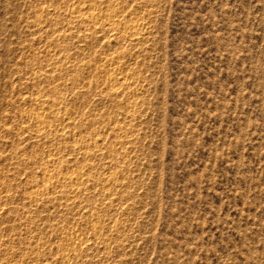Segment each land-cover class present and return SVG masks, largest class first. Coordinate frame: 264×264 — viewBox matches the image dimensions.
Wrapping results in <instances>:
<instances>
[{
    "label": "rangeland",
    "instance_id": "1",
    "mask_svg": "<svg viewBox=\"0 0 264 264\" xmlns=\"http://www.w3.org/2000/svg\"><path fill=\"white\" fill-rule=\"evenodd\" d=\"M0 264H264V0H0Z\"/></svg>",
    "mask_w": 264,
    "mask_h": 264
},
{
    "label": "bare ground",
    "instance_id": "2",
    "mask_svg": "<svg viewBox=\"0 0 264 264\" xmlns=\"http://www.w3.org/2000/svg\"><path fill=\"white\" fill-rule=\"evenodd\" d=\"M78 12H80L79 10H78ZM95 21H97V19L96 20H94L93 22L96 24V22ZM108 27H110L109 26V23H108ZM117 77L116 76H112L111 78H110V80L112 81V82H114V83H116L117 82ZM35 121H37L38 123H42L43 121H42V119H40V118H37ZM72 177V176H71ZM73 178V177H72ZM72 178H70V180L72 179ZM74 180H75V178H73ZM71 181H73V180H71Z\"/></svg>",
    "mask_w": 264,
    "mask_h": 264
}]
</instances>
